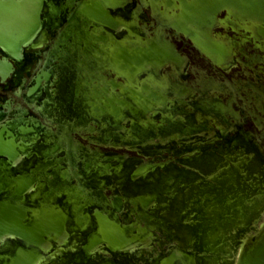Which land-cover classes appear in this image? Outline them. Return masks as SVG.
Listing matches in <instances>:
<instances>
[{
  "label": "water",
  "instance_id": "obj_1",
  "mask_svg": "<svg viewBox=\"0 0 264 264\" xmlns=\"http://www.w3.org/2000/svg\"><path fill=\"white\" fill-rule=\"evenodd\" d=\"M263 4L264 0H65L57 5L53 0H0V49L4 53L0 63L6 62L9 67L8 58L19 59L23 47L41 29L43 20H49L43 8L47 12H69L63 29L52 40L54 50L46 55L29 83L19 86L15 92V96L21 97L32 111L20 106L11 112L10 106H6L7 111L0 110V243L7 239L9 244L0 249V264H38L48 250L63 246L69 236L78 238L81 243L78 254L80 258L85 257L87 264H137L130 258L116 263L115 257L127 252L134 254L138 249L150 246L156 233L165 231L166 242L171 245L143 260V264H203L201 253L191 238L168 237L171 225L159 221L151 223L148 218L139 220L140 214L146 217L156 215L160 192H135L128 186L124 188L125 174L129 171L115 163L118 157L101 155L97 147L92 149L89 145L118 148L128 147V144L88 138L89 144L84 145L75 139L74 134L78 131L98 136L104 132L98 121L102 112L97 111L102 109L94 105L93 113L83 115L57 111L52 93L70 89L73 81L66 73L68 65L58 49L60 44L63 48L68 47L67 43L74 45L69 38L75 36L77 50L80 52L81 49L79 58L90 62L94 58L91 48L95 50L98 46L96 53L99 57L102 47L107 45L108 39L101 29L107 27L115 35L124 30L121 38L111 37L114 50L107 54L110 64L106 61V67L111 69L108 75L112 73L115 78L130 82V97L136 105L146 107L150 104V97L155 103L164 105L165 95L154 90L150 97L143 96L136 93L131 84L138 82L141 73L155 75L166 66L178 67L181 57L175 46L165 42L157 31L150 39L139 32V14L148 10L158 25L180 30L191 38L198 50L214 59L222 52L210 40L208 14L213 15L221 9L259 12ZM125 12H130V17L126 18ZM188 25L197 28L187 29ZM73 29H77L76 32ZM71 50L67 51L66 57L71 55ZM54 60L58 64H53ZM83 78L88 86L94 79L97 81L92 84L95 99L98 102L106 99L102 103L112 107L116 118L119 106L125 102L116 100L114 95L108 97V87L114 90L127 86L114 79L106 81L95 77L91 83L86 73ZM76 82V89L80 90L79 79ZM140 84L143 92L149 89L146 83ZM41 95L45 97L39 100ZM143 99L142 103L140 100ZM136 112L130 109L131 115ZM91 169L92 176L100 178L97 192L93 190V183L88 181ZM144 172L141 167L131 174L138 177ZM63 176L67 179L58 184L57 179ZM64 184L67 188L63 187ZM108 189L114 190L116 195L110 203L104 193ZM129 206L135 216L132 222L119 217ZM249 230L252 232L242 239L232 264H264V220L256 229L251 226L247 232ZM101 254L111 257L104 258Z\"/></svg>",
  "mask_w": 264,
  "mask_h": 264
},
{
  "label": "flooded vegetation",
  "instance_id": "obj_2",
  "mask_svg": "<svg viewBox=\"0 0 264 264\" xmlns=\"http://www.w3.org/2000/svg\"><path fill=\"white\" fill-rule=\"evenodd\" d=\"M53 2L61 5L65 0H53ZM262 8L259 12H233V9L227 12L226 9H221L213 15L208 14L207 17L211 22V30L208 31L210 40L222 52L220 57H214V59L198 50L191 38L186 37L180 30L158 25L148 10L139 14L140 19L137 20L139 32L150 39L155 37V31H157L165 42L175 46L181 57L178 67L166 66L155 75L141 73L138 79L140 83L144 82L148 85L147 91L139 92L136 89L137 83L133 84L135 92L143 96L149 95L154 90L156 92L157 85H168L170 92L161 90L167 98L163 107L157 106L150 95L148 96L150 97L149 105L146 107L136 105L130 97L131 91L128 88L130 82L120 77L115 78L112 73L108 75L111 69L106 67L107 62L110 64L107 54L114 50L111 37L121 38V32H125L124 30H120L121 32L115 35L107 27L101 29L100 31L106 34L108 39L107 45L102 47L103 52L99 57L96 53L98 46L95 50H93L94 47L91 48L94 58L90 62H86L82 59L83 57L79 58L76 54L77 45L72 51L70 46H74L73 44L67 43L68 48H63L60 44L58 50L61 55L63 54L62 60L68 65L66 73L69 78L74 80L78 77L80 83L86 73L89 82L95 77L106 81L114 79L127 86L126 89L114 90L108 87V97L114 95L116 100L125 102L123 106H119V114L116 117L118 120L122 115L120 124L119 121L115 124L118 129L113 132L106 130L101 120L99 124L104 132L99 136L96 133L78 131L74 134L75 139L84 145L89 144L88 138L98 142L128 144V147L118 148L97 146L92 143L89 145L92 149L97 147L101 155L118 157L115 163H120L129 173L142 167L145 170L144 174L140 175L143 182L170 183V191H158L160 192L158 195L165 203L174 199L178 191L186 190L187 185H191L193 192H197L196 195H198L207 181L218 174L227 162L233 165L234 161L247 158L245 149L247 146L254 151L258 160L264 165V4ZM43 13L49 18L48 21L43 20L41 27L48 33L46 44L28 47L27 45L35 39V36L23 47L25 50L22 49L19 59L8 58L7 62L11 67L6 62L0 63V110L7 111L6 106H10L11 112L20 106L32 111L21 97L15 96V92H18L19 86L29 83L32 75L41 67L46 55L54 50L52 40H55L58 32L63 29L69 12H47L45 9ZM125 16L130 17V12H125ZM196 28L195 25H188L187 29L195 30ZM126 38L128 39L127 36ZM122 45H124L123 42ZM65 49L71 50L70 56H65L67 54ZM3 55L4 53L0 50V58ZM53 64H58V61L54 60ZM62 69L64 70V67H61ZM92 84H97V81L94 79ZM73 91L78 95L80 90L71 87L64 92L70 94ZM64 92H59L60 97ZM93 96H96L95 92ZM43 97L45 95H41L39 100ZM103 101L106 99L103 98L101 102H98L94 97V105L102 109L97 111L113 115L112 107L108 104L104 105ZM140 101L143 103L145 100ZM168 102L170 108L175 110L170 120L167 119L166 104ZM130 109L137 110L136 114L131 115ZM135 120H138L139 124H135ZM90 125L94 126L92 123ZM137 126L140 129H136ZM209 165L213 166L211 172L206 171ZM189 174L194 177L192 180L186 179ZM124 181L125 188L127 184ZM191 181L193 182L190 183ZM114 186L121 194L119 187L116 184ZM104 193L108 196L109 203L116 196L114 190L108 189ZM110 195L112 196L109 197ZM200 201L202 205L206 202L205 198ZM156 207L155 216L151 214L146 217L140 214L139 220L148 218L151 223L159 221L169 224L171 228L168 237L176 238L180 235L182 239H186L184 233L179 232L178 223L173 224L167 221L166 207L161 208L160 205ZM131 208L132 206L126 207L123 210L124 215L119 217L127 219V222L134 221L135 216L130 212ZM256 223V218L253 216L247 229ZM251 232L252 230H249L246 234ZM165 233L157 232L156 239L154 238L156 241L154 240L148 247L140 248L138 253L118 255L115 257L116 263L130 258L137 264H143V260L157 255L162 250H167L171 244L166 242ZM76 239L78 240L77 237ZM80 244L78 242L76 248L60 253L59 257L74 254L76 259H81L78 254ZM198 253H201L199 249ZM100 256L111 257L105 254ZM48 260L52 261L51 264L59 263V260L53 261L50 256Z\"/></svg>",
  "mask_w": 264,
  "mask_h": 264
},
{
  "label": "rangeland",
  "instance_id": "obj_3",
  "mask_svg": "<svg viewBox=\"0 0 264 264\" xmlns=\"http://www.w3.org/2000/svg\"><path fill=\"white\" fill-rule=\"evenodd\" d=\"M163 13L164 12H161V14ZM73 30L75 32L77 29ZM71 41H73L74 46H70V48L74 49L76 46L75 42L78 41V39L74 36ZM65 53H67L66 49ZM78 53L79 51L77 50L76 54ZM76 79H78V77H76ZM76 79L72 81L71 87L73 89L78 85ZM79 84L81 85V88L78 95L74 94V91L70 94L69 92L61 93L63 97H60V93H52V98H55L52 102L57 105V111L59 110L62 113H64V111L74 112L75 114L81 113L80 115H83L82 113H93V86L85 85L84 78H81ZM131 87L133 88L135 86L131 84ZM86 88H89V90L85 91L84 89ZM99 89L102 88L100 87ZM136 89H138L139 92L142 91V85L139 80ZM155 89L159 91L161 95H164L161 90L170 92V88L166 84L157 85ZM100 93L103 94L104 92L100 91ZM111 94L112 93H110V95ZM162 105V103L157 104L159 107H163ZM166 108L167 119L170 120L171 117L173 118L175 110L173 111L172 108H170L169 102L166 104ZM120 110H122V108H120ZM121 118L122 115H120L117 120L113 115L105 112L100 114L98 121L103 120L106 130L113 132L118 129L115 124H118V121L120 124ZM134 123L139 124L138 120H135ZM136 129H140V127L137 126ZM245 149L247 158L238 159L237 162L234 161L233 165L230 162H227L226 166L222 168L218 174L207 181V184H205V186L199 191V196L196 195L197 192H193L194 189L191 188V185H187L186 190L178 191L176 197L174 199L172 198L169 203H165L161 200L162 198H160L159 195L157 197L160 202V207H166L165 209L168 210L167 221H170L173 224L178 223V225H180L179 232L184 233L186 239L190 237L193 241V245L201 251V261L203 264H207L206 262H208V260L209 263H211L212 259L215 257L210 252L219 248V242L221 240L228 239L234 235V231L237 230L240 225L242 226L247 223L251 217V210L256 209L264 198V165L258 160L257 155L249 146ZM89 159H91V157H88V160ZM88 160L85 162H88ZM212 169L213 166L209 165L206 168V171L211 172ZM89 172L90 177L88 178V181L93 183V190L97 192L101 185L99 181L100 178L92 176V169L89 170ZM131 173L132 172H128L125 174L126 181L124 182L132 191H148L150 193L158 191L167 192L168 190H171L170 183L166 181L143 182L140 176L136 177ZM127 175L129 176L127 177ZM193 178L194 177L189 174L186 179L192 180ZM66 179L67 177L63 176L60 180L57 179L56 182L62 184ZM101 180H103V178H101ZM192 182L193 181L190 183ZM63 187L67 188L65 184ZM70 192L71 194L73 193V191ZM202 198H205L206 200L203 205L200 201ZM78 242L79 240H77L76 237L69 236L66 244L61 247H54V249L48 253L44 262L46 264H51V260L47 262L48 257L50 256L53 261L59 260V263L57 264H87L84 256H81V259L77 261L74 254H72V256L70 254L66 257H59L60 253L76 248ZM138 251L139 249L135 253Z\"/></svg>",
  "mask_w": 264,
  "mask_h": 264
},
{
  "label": "bare ground",
  "instance_id": "obj_4",
  "mask_svg": "<svg viewBox=\"0 0 264 264\" xmlns=\"http://www.w3.org/2000/svg\"><path fill=\"white\" fill-rule=\"evenodd\" d=\"M43 10H45V8H43ZM120 32L121 31H119L118 34ZM47 40H48V33L46 32V30L44 28H41V30H39V33L36 35L35 39L27 46L28 47H38V46H41L42 44H44ZM23 50H25V49H23ZM250 216L251 217L247 223H245L242 226L240 225L241 227L239 226V228H237V230L234 231L235 233L233 232L234 235H232L228 239L221 240L219 242V248H217L215 251L210 252L211 254H213V256L215 258L212 259L211 263H209V260H208V262H206L207 264H232L234 262V260L236 259L237 253L239 251L242 239L246 235L247 226H248L250 220L253 218V216L256 218L257 223L253 225L254 229H256L264 220V198L261 200L259 206L256 209L251 210ZM65 244H66V242H65ZM8 245L9 244L7 242V239H4V241H2L0 243V249L8 247ZM52 249H54V247L51 248L50 250H48V253L51 252ZM48 253L44 256V258L38 264H44L45 263L44 260H45L46 256L48 255ZM127 254H129V252H127L126 255ZM123 255H125V254H123ZM48 261L49 260H47V262Z\"/></svg>",
  "mask_w": 264,
  "mask_h": 264
},
{
  "label": "crops",
  "instance_id": "obj_5",
  "mask_svg": "<svg viewBox=\"0 0 264 264\" xmlns=\"http://www.w3.org/2000/svg\"><path fill=\"white\" fill-rule=\"evenodd\" d=\"M122 42H123V41H122ZM122 42H121V43H122Z\"/></svg>",
  "mask_w": 264,
  "mask_h": 264
}]
</instances>
